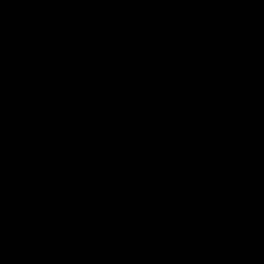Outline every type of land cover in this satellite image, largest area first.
<instances>
[{
	"label": "water",
	"instance_id": "1",
	"mask_svg": "<svg viewBox=\"0 0 264 264\" xmlns=\"http://www.w3.org/2000/svg\"><path fill=\"white\" fill-rule=\"evenodd\" d=\"M0 264H264V0H0Z\"/></svg>",
	"mask_w": 264,
	"mask_h": 264
}]
</instances>
